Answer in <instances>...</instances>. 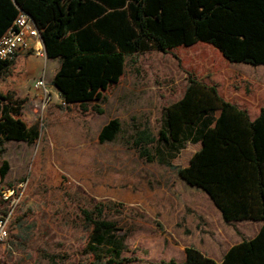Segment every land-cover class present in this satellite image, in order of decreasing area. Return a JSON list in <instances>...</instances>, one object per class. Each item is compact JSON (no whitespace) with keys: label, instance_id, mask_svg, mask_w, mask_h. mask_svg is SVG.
<instances>
[{"label":"rangeland","instance_id":"rangeland-1","mask_svg":"<svg viewBox=\"0 0 264 264\" xmlns=\"http://www.w3.org/2000/svg\"><path fill=\"white\" fill-rule=\"evenodd\" d=\"M188 78L214 85L222 99L249 116L264 107V65L228 62L201 42L126 55L118 81L98 100L59 106L48 88L54 103L41 107L36 101L30 118L23 99V119L39 134L32 144H0V166L7 163L0 216L10 214L0 263L93 262L83 210L115 224L122 259L109 264H178L185 247L219 259L230 245L251 237L258 222L222 221L208 196L177 176L176 168L186 165L198 144L175 149L156 139L164 108L181 96ZM11 83L0 78V90ZM111 118L118 119L120 131L99 143L98 130ZM139 130L154 141L134 146Z\"/></svg>","mask_w":264,"mask_h":264},{"label":"trees","instance_id":"trees-1","mask_svg":"<svg viewBox=\"0 0 264 264\" xmlns=\"http://www.w3.org/2000/svg\"><path fill=\"white\" fill-rule=\"evenodd\" d=\"M18 9L34 21L45 56L59 58L51 83L66 105L101 99L122 74L125 56L135 52L201 42L228 62L264 65V0H0V34ZM12 63L0 60L2 82L22 76L11 71ZM23 103L0 90V144L37 139V126L20 117ZM119 131L118 119L111 118L100 127L97 141H112ZM156 139L175 149L186 141L200 142L187 165L176 168L177 176L200 188L222 221L260 223L251 238L230 245L220 261L185 247L178 264H264V107L251 119L222 99L214 85L188 78L181 96L164 108ZM153 141L148 131L139 130L132 144ZM140 153L146 155L145 149ZM6 167L3 161L0 177ZM82 213L90 226L85 247L93 262L88 264L120 262L114 222Z\"/></svg>","mask_w":264,"mask_h":264},{"label":"built area","instance_id":"built-area-1","mask_svg":"<svg viewBox=\"0 0 264 264\" xmlns=\"http://www.w3.org/2000/svg\"><path fill=\"white\" fill-rule=\"evenodd\" d=\"M20 50L30 51L36 57H46L39 30L34 21L28 14L18 9L9 26L0 34V60L9 61ZM33 88L40 95L41 107L49 104L50 94L42 75L34 79ZM59 105L66 106L62 100L59 101ZM9 218V213L0 216V240L7 236Z\"/></svg>","mask_w":264,"mask_h":264},{"label":"crops","instance_id":"crops-1","mask_svg":"<svg viewBox=\"0 0 264 264\" xmlns=\"http://www.w3.org/2000/svg\"><path fill=\"white\" fill-rule=\"evenodd\" d=\"M48 61H51V65H50L49 70H48V75L46 76V75H43V72L45 74V70H46L45 68H46V65H47ZM58 65H59V58L58 57L40 58V57L34 56V54L32 52H30V51L20 50V51L17 52V54L13 58V63L11 65V71L13 73L22 72V76L18 80L13 81L14 83H11L10 85H8V87H7V89L5 91L1 90V92L2 93H6L7 92L12 99L23 98V99H25V101L27 99V101H26L27 103L26 102L24 103V108H25V105H26L27 106V110H28V114H29L28 116H30V118H32V116H33L32 112L34 111L33 109H34V106L36 105V101L40 102V95L33 88V81H34L35 78H37L40 75L45 77L44 78V82H45V85L47 87V90L49 88V89H52L54 91L55 98L57 100V103H55V104L59 105V101L61 100V98L59 96V92L54 87V85L51 83V80L53 78V75H54L55 71L58 68ZM52 103H54V102L53 101H49V105L52 104ZM72 104L73 103H69L68 105L70 106ZM24 108H21L20 117L22 119H23V114H24V111H25ZM257 113H258V111H257ZM257 113H255L254 115H251L249 117L252 119V118H254L257 115ZM217 114H218V111H215L214 116H216ZM27 125H29V124H27ZM188 143L190 144V142L186 141L183 144V146L185 144H188ZM196 143L198 144V146L193 152H195L196 150H198L200 148V142H196ZM196 143H193V144H196ZM192 153H191V155H192ZM190 156L187 159L186 165L188 163V160H189ZM254 222H258V221H254ZM259 225H260V223L258 222V225L256 227V232L258 230ZM251 237H249V238H251ZM222 255H221V257H222ZM221 257L219 259H213V260L220 261Z\"/></svg>","mask_w":264,"mask_h":264}]
</instances>
